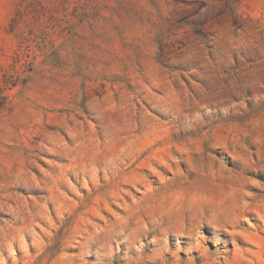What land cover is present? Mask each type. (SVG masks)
Segmentation results:
<instances>
[{"label": "rangeland", "instance_id": "rangeland-1", "mask_svg": "<svg viewBox=\"0 0 264 264\" xmlns=\"http://www.w3.org/2000/svg\"><path fill=\"white\" fill-rule=\"evenodd\" d=\"M0 264H264V0H0Z\"/></svg>", "mask_w": 264, "mask_h": 264}]
</instances>
